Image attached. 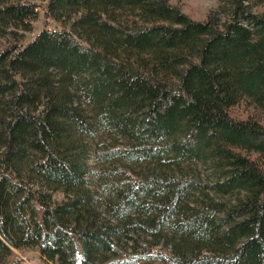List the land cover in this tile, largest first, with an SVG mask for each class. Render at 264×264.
Listing matches in <instances>:
<instances>
[{
  "label": "trees",
  "instance_id": "1",
  "mask_svg": "<svg viewBox=\"0 0 264 264\" xmlns=\"http://www.w3.org/2000/svg\"><path fill=\"white\" fill-rule=\"evenodd\" d=\"M250 1L220 22L170 0H47L61 25L20 44L42 2L0 0V264L29 248L53 264H264V123L232 115L264 113ZM85 140L114 165L103 193Z\"/></svg>",
  "mask_w": 264,
  "mask_h": 264
},
{
  "label": "rangeland",
  "instance_id": "2",
  "mask_svg": "<svg viewBox=\"0 0 264 264\" xmlns=\"http://www.w3.org/2000/svg\"><path fill=\"white\" fill-rule=\"evenodd\" d=\"M42 2V6L39 7L40 13L37 20L33 23L32 30L30 32H26L23 34V38L20 44H25L30 42L32 39L36 37V35L44 28H53L58 27L61 24L55 21L54 19L48 17L45 12V5L47 0H38ZM233 0H170V2L176 6H178L182 12L190 16L193 20L197 21H206L210 16H217L220 22H224L227 19V13L225 12V8L232 2ZM252 13L259 14L264 16V3H256L254 1H250V9ZM11 40L9 39H0V51L6 48L11 44ZM232 115L238 119H247L248 117H255L261 120L264 123V113L260 110L254 108L252 104L249 102H242L238 106H236L233 111ZM103 139H107L110 142H114L111 139L110 135L100 134ZM99 136V137H100ZM88 147V154H87V162L90 166H92L95 171L94 173L87 177L90 181L89 189L93 191H99L103 193L101 190V181H99V176L103 174V168H114V165H107L104 164L101 160L97 158V155L94 151L95 141L85 140ZM117 144L121 143L120 141H115ZM200 173L204 180L209 179V171L205 166L198 165L195 166ZM137 170L140 169L139 166L136 167ZM113 175L108 178L113 180ZM115 180V179H114ZM55 198L58 200H62L66 198V196L62 192H57L55 194ZM17 255L21 259V264H53L43 258L40 252L37 249H23L18 250Z\"/></svg>",
  "mask_w": 264,
  "mask_h": 264
}]
</instances>
